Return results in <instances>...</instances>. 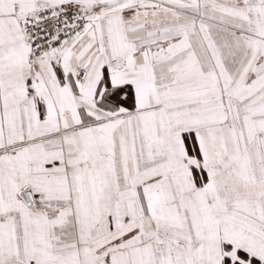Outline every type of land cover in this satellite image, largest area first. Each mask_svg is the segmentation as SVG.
<instances>
[{
	"label": "snow or ice",
	"instance_id": "6c2138e0",
	"mask_svg": "<svg viewBox=\"0 0 264 264\" xmlns=\"http://www.w3.org/2000/svg\"><path fill=\"white\" fill-rule=\"evenodd\" d=\"M0 264H264V0H0Z\"/></svg>",
	"mask_w": 264,
	"mask_h": 264
}]
</instances>
